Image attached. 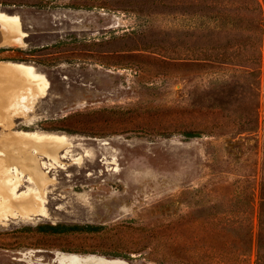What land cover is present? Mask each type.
I'll return each mask as SVG.
<instances>
[{
    "label": "rangeland",
    "instance_id": "obj_1",
    "mask_svg": "<svg viewBox=\"0 0 264 264\" xmlns=\"http://www.w3.org/2000/svg\"><path fill=\"white\" fill-rule=\"evenodd\" d=\"M0 17L17 28L0 264L256 263L264 0H0ZM59 224L96 231H35Z\"/></svg>",
    "mask_w": 264,
    "mask_h": 264
},
{
    "label": "trees",
    "instance_id": "obj_2",
    "mask_svg": "<svg viewBox=\"0 0 264 264\" xmlns=\"http://www.w3.org/2000/svg\"><path fill=\"white\" fill-rule=\"evenodd\" d=\"M186 137H195V134L186 133ZM264 171V170H263ZM260 213L258 216V233H257V253L256 263L264 264V178L261 181L260 186ZM35 231L40 234L51 235H65L70 233H92L96 231L95 227L89 225H39ZM249 238L252 239V233H249Z\"/></svg>",
    "mask_w": 264,
    "mask_h": 264
},
{
    "label": "bare ground",
    "instance_id": "obj_3",
    "mask_svg": "<svg viewBox=\"0 0 264 264\" xmlns=\"http://www.w3.org/2000/svg\"><path fill=\"white\" fill-rule=\"evenodd\" d=\"M16 30H17V28H16V26L15 25H13V24H10L9 22H7L5 19H3L2 17H0V35L1 34H3V33H7V32H16ZM22 31V30H21ZM0 46H6V44L5 43H3V42H0ZM14 47H16V46H14ZM13 47V48H14ZM1 66H3V63H0V67ZM4 68H6V67H4ZM2 70H4V69H2ZM1 115V114H0ZM10 117V116H9ZM15 117V116H14ZM4 124V123H3ZM12 129V128H11ZM11 132V131H10ZM7 134V133H6ZM5 142V141H4ZM7 142V141H6ZM10 144V143H9ZM30 145V144H29ZM32 145V144H31ZM36 146V145H35ZM4 147V146H3ZM6 147V146H5ZM29 147V146H28ZM2 148V147H1ZM8 148V147H7ZM30 148H32V146L30 147ZM42 149H40L41 151H43L45 154L44 155H46V154H48V156L49 155H55L56 156V148H54V147H52L50 144H44V145H42V147H41ZM8 150V149H7ZM12 150V149H11ZM22 150V149H21ZM24 150V149H23ZM28 150V149H27ZM16 151V150H15ZM18 151V150H17ZM16 151V152H17ZM36 151H37V148H36ZM12 152H13V150H12ZM3 153V152H2ZM19 153V152H18ZM22 153V152H21ZM11 154V153H10ZM15 156V155H14ZM26 156V155H25ZM24 156V157H25ZM37 156V155H36ZM47 156V155H46ZM0 157H2V156H0ZM5 157V156H4ZM20 157H21V155H20ZM30 157V156H29ZM27 159H28V157H26ZM32 158V157H31ZM57 158V157H56ZM14 159V158H13ZM31 160V159H30ZM32 161V160H31ZM6 164V163H5ZM16 164V163H15ZM14 165V164H13ZM15 166V165H14ZM6 167V166H5ZM7 168V167H6ZM29 169L31 170L30 172H32L33 174H34V176H35V182L37 183V185H39V186H43L45 183H46V180H45V177H44V175H43V173L40 171V169H38L37 167H31V166H29ZM27 170V169H26ZM1 171L3 172V169H1ZM20 171V170H19ZM5 173V172H4ZM31 175V174H30ZM29 179V178H28ZM44 190V189H43ZM0 194H2V193H0ZM8 197V196H7ZM31 200V199H30ZM29 200V201H30ZM29 201H27L26 203H25V206L24 205H19V202H15V203H11V202H9L8 203V205H9V207L8 208H10L11 210H14L18 205H19V207L21 208V210L22 211H25L26 209H27V207L29 206ZM13 202V201H12ZM2 211H4L3 210V207L2 206H0V212H2ZM90 260H92V259H90ZM95 260V259H94ZM83 262H85V261H83ZM94 262V261H93ZM92 263V262H91ZM74 264H80L79 262H77L76 260H74Z\"/></svg>",
    "mask_w": 264,
    "mask_h": 264
},
{
    "label": "built area",
    "instance_id": "obj_4",
    "mask_svg": "<svg viewBox=\"0 0 264 264\" xmlns=\"http://www.w3.org/2000/svg\"><path fill=\"white\" fill-rule=\"evenodd\" d=\"M262 65H263V69H264V46H263V50H262Z\"/></svg>",
    "mask_w": 264,
    "mask_h": 264
}]
</instances>
